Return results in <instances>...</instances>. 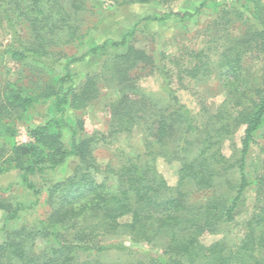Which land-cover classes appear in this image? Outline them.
Wrapping results in <instances>:
<instances>
[{
	"label": "trees",
	"instance_id": "1",
	"mask_svg": "<svg viewBox=\"0 0 264 264\" xmlns=\"http://www.w3.org/2000/svg\"><path fill=\"white\" fill-rule=\"evenodd\" d=\"M173 1L0 0V192L18 185L30 196L0 194V264H264V0L216 8L210 50L189 52V67L134 44L149 23L189 22L210 5L163 9ZM135 5L152 9L140 15ZM255 58L258 72L246 65ZM147 69L159 95L138 82ZM214 70L228 97L199 119L173 75ZM101 83L111 90L110 130L90 133L83 112ZM20 123H29L27 142L16 140ZM242 126L241 145L227 155ZM138 128L142 153L111 138ZM111 144L118 165L96 157ZM157 158L179 163L176 184ZM42 201L44 217L17 224ZM208 233L221 238L206 243Z\"/></svg>",
	"mask_w": 264,
	"mask_h": 264
},
{
	"label": "rangeland",
	"instance_id": "2",
	"mask_svg": "<svg viewBox=\"0 0 264 264\" xmlns=\"http://www.w3.org/2000/svg\"><path fill=\"white\" fill-rule=\"evenodd\" d=\"M107 4H112L115 0H104ZM201 0H175L171 2L168 6H163L164 10L173 9L181 10L187 5H197ZM233 0H210V5L205 7L200 16L190 20L189 22H180L176 19L169 20L167 22L159 23L152 22L149 23V33L143 30H139L137 37L134 41L136 47L145 50L148 53L155 54L158 58L167 56L164 62L169 66L174 65L169 61L171 57H179L183 66L189 67L193 65L191 60V51H199L201 49L210 50L209 38L213 35V29L209 28V22L213 20L216 14V8L227 6L232 8ZM241 2V0H240ZM187 8V7H186ZM151 7L135 5V11L142 15L146 11L151 10ZM93 21V17L90 18ZM132 23L122 21L120 26L122 28L129 27ZM231 32L238 34L240 29L238 27H231ZM214 46V44H212ZM216 46V45H215ZM221 45L218 44L216 50H211L215 56V62L211 64V68L216 65L218 57L220 56ZM214 60V59H213ZM262 62L255 58L246 61V65L251 68L252 71L258 72L261 68ZM14 70L17 69V65L10 63ZM81 70L86 71L87 68L84 66ZM179 73H174L173 77V87L177 91L181 101L192 110L194 114L202 119L204 112H214L228 97V91L226 86H224L222 79L218 77L216 71L211 73L199 75L200 77L186 76V78L181 79L178 75ZM83 74H81V78ZM138 82L142 87L146 89L148 93H153L159 95L160 91V79L158 75L147 69L140 73ZM111 91L106 85L100 84V93L95 101L90 103L83 112V116L86 122V129L90 133L98 132H109L110 130V120L111 113L108 108L103 105L106 100L108 92ZM38 120L35 119L34 123ZM244 135V126H242L234 134L232 139L225 142L224 151L227 155L232 153L233 146L239 147L241 145V138ZM111 138L115 141L117 146H121L127 151L133 153H142L143 147V132L138 128L131 133L123 134H113ZM18 142H27L30 140L29 136V123H20L19 132L16 136ZM261 142H264L262 140ZM258 148V147H257ZM97 159L106 164L111 162L114 165L119 164V157L114 151L113 144L104 145L99 147L95 151ZM157 165L163 176L166 178L169 184L174 185L177 182V169L179 167L178 162L168 163L163 158H157ZM70 167V166H68ZM66 170V172H69ZM42 181V180H41ZM2 196H16L18 198H29L23 188L18 185H14L11 191L0 192ZM44 199V197H43ZM42 199V200H43ZM49 211V207L44 201L37 206V208L31 212L23 214L21 219L18 221V225L27 221L33 220L36 217H44ZM242 220V219H241ZM2 222V212L0 211V225ZM221 238L220 234H205L202 240L206 243H211L213 241ZM1 239V238H0ZM127 241V240H126ZM44 242L42 239L37 240V248H42ZM109 256L107 259H112Z\"/></svg>",
	"mask_w": 264,
	"mask_h": 264
}]
</instances>
